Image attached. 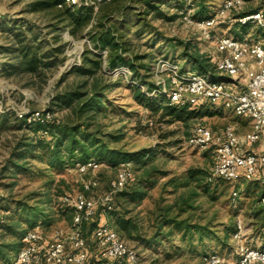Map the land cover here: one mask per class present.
I'll return each mask as SVG.
<instances>
[{
    "label": "rangeland",
    "instance_id": "374dc122",
    "mask_svg": "<svg viewBox=\"0 0 264 264\" xmlns=\"http://www.w3.org/2000/svg\"><path fill=\"white\" fill-rule=\"evenodd\" d=\"M34 1L0 0V223L10 215L14 219L19 216L23 220L21 227L26 230L31 225L25 221L32 220L42 237L48 239L54 231L66 235L73 229L72 208L63 202L64 197L81 191L82 181L95 179L96 185L86 193L95 200L107 191L119 164L111 166L103 157L99 168L84 175L71 165H51L49 150L35 147L39 139L49 142V133L38 129L35 122L28 123L18 117L17 112L27 110L49 112L50 125L74 121V103L57 106V96L79 86L84 91V82L86 87L94 82L74 72L82 63L84 49H93L85 34L87 28L76 36L70 35L51 12L40 8L32 11ZM221 2L152 0L154 7L146 10L141 1L128 0L124 10L113 13L110 19L129 52L146 55L141 63L155 65L163 57L178 67L192 70L194 62L189 55L211 62L216 56L215 39L220 35H236L237 25L232 20L220 21L209 29L206 38L197 26L184 22L182 17L199 19L212 15ZM259 6L264 7V0H244L237 12ZM17 29L24 30L28 39H35L34 43H39L42 50L61 46L62 53L54 67L40 70L39 74L9 72L3 68L13 62L12 55L5 51L11 46L8 31ZM244 33L264 45V29L246 27L239 34ZM148 73L152 82L151 71ZM130 75L115 76L106 70L104 75L97 76L101 85L112 86L104 90L105 112L90 120L88 131L96 133L97 146L106 145L120 153H144L143 158L128 161L133 180L125 189L130 191L141 180L144 190L135 198L116 194L107 211L97 204L90 223L101 220L116 229L124 243L136 251L138 259L134 264H207L202 260L206 253L217 255L219 264H234L240 243L264 246L262 210L257 205L261 185L257 180L231 183L210 178L215 146L197 148L187 142L196 124L209 127L219 137L225 125L234 127L237 134L246 132L250 129L249 118L218 105H205L213 115L172 122L164 118L157 122L154 117L147 118L144 108L132 97ZM201 107L204 106L188 109ZM28 143H34V150L25 154V160H17L25 170L16 171L11 163L17 151ZM234 190L238 194L232 199ZM29 209L33 212H28ZM120 219L125 225L120 226ZM237 220L244 227L240 239L233 236ZM176 222L184 223V227L179 228ZM15 242L16 235L11 230L0 228V245ZM87 248L93 256L90 241ZM17 250L5 248L8 261H12ZM1 257L0 254V263L6 264ZM89 264L96 263L90 258Z\"/></svg>",
    "mask_w": 264,
    "mask_h": 264
},
{
    "label": "built area",
    "instance_id": "2783aa9c",
    "mask_svg": "<svg viewBox=\"0 0 264 264\" xmlns=\"http://www.w3.org/2000/svg\"><path fill=\"white\" fill-rule=\"evenodd\" d=\"M242 0H222L216 12L199 19L182 17L186 23L194 24L209 38V29L220 21L230 20L241 27L264 29V7L254 12L237 15ZM88 6L94 0H62L56 5ZM235 14L231 15L233 12ZM231 17V18H230ZM241 33V32H240ZM216 56L211 60L213 71L205 73L193 70L181 71L177 64L160 57L151 70L155 86L162 92L167 102L177 106L218 105L233 114L245 115L249 118L250 129L237 134L231 125H225L221 135L216 137L207 126L196 124L192 127L188 144L192 147L214 145V157L210 168V178L226 182H249L257 180L261 192L257 203L264 206V45L250 36L220 35L215 39ZM102 59L106 56L105 49H91ZM112 75L127 77L129 68L119 66L109 71ZM142 91L145 85H139ZM19 118L28 123H47L49 112H17ZM46 133V131H43ZM101 166L94 160L76 162L75 171L84 175ZM132 179V168L128 161L119 164L117 171L108 183L107 191L95 200L86 193L96 185L95 179L82 181V190L72 197L65 196L63 202L72 208L73 229L69 234L54 231L48 239L35 226L27 230L21 238L11 264H89L90 258L100 264H134L138 256L136 251L128 247L118 233L105 221L98 223L88 237L82 227L88 225L96 214L97 204L103 211L111 208L115 195ZM237 191H232L234 199ZM244 233L241 221L235 224L234 238L240 239ZM93 244L91 256L87 242ZM202 260L207 264H219L220 258L215 254L206 253ZM234 264H264V246L250 247L245 243L237 246Z\"/></svg>",
    "mask_w": 264,
    "mask_h": 264
},
{
    "label": "trees",
    "instance_id": "16d2710c",
    "mask_svg": "<svg viewBox=\"0 0 264 264\" xmlns=\"http://www.w3.org/2000/svg\"><path fill=\"white\" fill-rule=\"evenodd\" d=\"M61 1L62 0H35L31 3V10L35 11L40 8L51 12L52 17L59 19L60 23H62L63 29L68 30L72 36L82 33L87 28L85 34L90 39L93 49H105L106 56L102 59V57L95 51L84 49L82 52V63L79 67L74 68V72L78 75H84L94 79V82L88 87H86V82H84L86 88L84 91H80L79 89L82 88V86H79L76 89L65 91L60 96H57V106H61L62 104L70 105L72 102L74 103V107L72 108L74 115L76 116L74 121L53 125H50V123L35 122V126L38 129H45L51 137L49 142L39 139L38 142L35 143V147L43 150L46 149V151L47 149L49 150V163H51V165H58L59 167L66 165L74 166L76 162H84L87 160H94L101 164L100 160H102L103 157H106L111 166H117L122 162L138 160L144 156V153L140 154L141 151L139 153H120L109 149L106 145L97 146L98 137L96 136V133L88 131V126L91 122L90 120L96 115L105 112L102 107L105 101L104 90L112 85H101L97 76L100 77L104 75L106 70L110 71L119 66H126L129 68L131 74L129 77V84H131V86L129 85V87L134 88L132 91V97L144 108L147 113V118L154 117L157 122H161L164 118H167V122H172L186 121L195 117L213 115L205 105H202L204 107L199 109H188V106L169 104L166 96L159 91L157 86L148 80V77L150 76V73L148 72L152 70L153 65L141 63L142 58H146V55L143 57L136 54L133 55L129 52L124 43L120 41L118 29L110 19L113 13H119L124 10L125 3L128 0H94L96 1V9H94L93 5H62L60 8L56 7ZM138 1L143 3L146 10L154 7L152 0ZM242 1L244 3V0ZM260 8L261 7L259 6L242 10L239 11L237 15L251 13ZM94 18H96L95 22H93ZM244 28L246 27H241L239 29L240 32ZM237 31L238 30H235V34L240 35V32L238 33ZM8 33L11 37V46L6 48L5 51L12 55L13 62L8 63V65H3V68L5 70H10L9 72L17 71L18 73L39 74L40 70H48L54 67L59 54L62 53L61 46L52 47L46 51L42 50L39 43H34L35 39H28L26 37L27 33L24 30H10ZM54 38L57 39L58 36H55ZM189 57L193 59L194 70L202 73L213 71V64L207 59H203L194 54L189 55ZM180 68L181 71L187 70L183 67ZM139 85H145L146 90L142 91ZM78 120L79 122H77ZM23 146H26V148L23 147L20 150L18 149L19 151L16 153V158L11 163V166L14 167L16 171L25 170L24 165L17 163V160H19V158L25 160V154L27 152L32 154L34 150V143H28ZM43 150H41L42 153ZM23 153L24 155H22ZM153 154L151 153L149 155L152 156ZM38 157H41L39 153ZM132 180L133 169L132 179L117 194L130 195L131 198L140 195L141 190H144L143 185H141V180H137V183H134L132 187H130V191L125 190ZM257 205L262 210L261 221L264 225V206H261L258 203ZM28 212H33V210L29 209ZM32 214L34 216V213ZM11 216L12 215L6 217V221L0 223V228L11 230V232L16 235L17 240L13 245H0L1 258L6 264H11V262L8 261L9 256H6L4 253L5 248L7 247L8 250L11 251L17 250V248L20 247V240L24 233L36 226L33 224L32 220H26L25 222H29L31 226L26 230L22 229L21 224L23 220H21L19 216L15 219ZM97 223L98 222L93 221L87 226H83L82 232L85 237L90 235L91 230ZM118 223L120 226L125 225V222L121 219ZM167 223H170V221ZM175 225H178L179 228H182V226L184 227V223L182 222H176ZM114 230L117 232L116 229ZM184 230L187 229L184 228Z\"/></svg>",
    "mask_w": 264,
    "mask_h": 264
}]
</instances>
